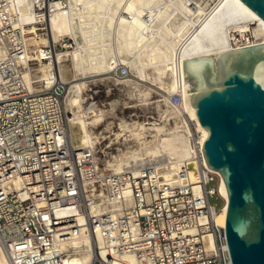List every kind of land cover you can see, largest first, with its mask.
I'll use <instances>...</instances> for the list:
<instances>
[{
  "label": "built area",
  "instance_id": "built-area-1",
  "mask_svg": "<svg viewBox=\"0 0 264 264\" xmlns=\"http://www.w3.org/2000/svg\"><path fill=\"white\" fill-rule=\"evenodd\" d=\"M64 1L0 0L1 264H65L76 252L55 245L79 234L101 238L88 264H131L128 256L135 264H233L225 226L218 222L225 203L220 175L205 161L206 139L198 119L186 111L185 103L192 104L182 90L170 97L188 130L191 157L177 167L172 159L147 158L117 172L108 167L103 131L97 148L74 144L70 127L79 118L77 108L68 111L65 106L70 83L58 79L49 89H32L27 11L44 18L52 4L61 7ZM40 24L46 27L45 19ZM62 41L75 43L70 37ZM67 48L59 42L48 50L56 54ZM97 97H85L80 118L87 120L105 106V99ZM14 179L20 180V189H5ZM88 182L103 189L104 196L87 198ZM216 197L223 200L219 209L211 202ZM101 199L116 201L121 209L92 212ZM69 206L83 215L84 225H76L75 216L56 214Z\"/></svg>",
  "mask_w": 264,
  "mask_h": 264
},
{
  "label": "bare ground",
  "instance_id": "bare-ground-1",
  "mask_svg": "<svg viewBox=\"0 0 264 264\" xmlns=\"http://www.w3.org/2000/svg\"><path fill=\"white\" fill-rule=\"evenodd\" d=\"M51 6L53 11L48 13L46 10L44 18L40 13L27 11L24 32L31 73L29 80H32L30 84L36 92L49 89L58 79L70 83L65 106L68 111L77 108L75 115L79 119L70 127V134L78 149L97 148L100 136L95 129L115 108L116 103H112L110 109L100 108L87 120L80 118V111L86 105L85 95L98 81L113 79L129 86L139 95V101L146 104L153 98V93L161 95L156 107L163 122L148 123L147 126L121 121L123 133H115L116 139L128 133L124 142L135 140L138 148L114 156L113 161L108 160V167L117 172L145 156L175 160V167L191 157L188 130L178 109L171 104L170 96L182 90L187 101V98L191 100L190 94L196 95L203 90L187 92L191 86L183 80L181 61L215 55L217 73V58L222 53L264 43L261 18L241 0H218L210 11L202 0H67L64 6L60 7L59 3ZM40 19H45L46 27L40 24ZM252 25H255L253 29ZM251 30L253 33L248 34ZM232 31L238 32L241 38ZM66 36L72 38L77 47L71 51L50 53L49 45L52 47L60 42L69 47L68 42L61 39ZM132 71H135L137 80L129 78ZM147 81L156 85L157 90L143 84ZM179 84L183 85L182 89ZM185 105L186 111L199 121L197 109L187 102ZM200 126L205 140L209 131L201 123ZM148 130L151 139L146 134ZM191 167L194 176L196 164L192 162ZM218 174L219 191L225 200L218 222L226 226L228 199L222 193V176ZM3 186L19 190L20 180L14 179ZM84 189L87 198L104 196V190L94 182L86 183ZM120 209L116 201L101 199L92 207V212L110 213ZM56 214L59 217L75 216L76 225L85 224V218L73 206L57 209ZM100 241L99 235L94 238L79 234L56 243L55 247L76 252L66 258L65 264H88ZM126 259L131 264L136 263L132 256Z\"/></svg>",
  "mask_w": 264,
  "mask_h": 264
},
{
  "label": "water",
  "instance_id": "water-1",
  "mask_svg": "<svg viewBox=\"0 0 264 264\" xmlns=\"http://www.w3.org/2000/svg\"><path fill=\"white\" fill-rule=\"evenodd\" d=\"M264 24V0H241ZM66 4V1L63 3ZM181 61L207 165L222 176L233 264H264V43Z\"/></svg>",
  "mask_w": 264,
  "mask_h": 264
},
{
  "label": "rangeland",
  "instance_id": "rangeland-1",
  "mask_svg": "<svg viewBox=\"0 0 264 264\" xmlns=\"http://www.w3.org/2000/svg\"><path fill=\"white\" fill-rule=\"evenodd\" d=\"M213 1L212 0H202V2L207 5V11H210V9H212V7H214L216 5V2H218V0H213ZM214 3H215V5H214ZM254 27H255V25H252V29ZM231 33L235 34L241 38V36L239 35L238 32L232 31ZM251 33H253L252 30L248 34H251ZM68 37L69 36H66L63 38L67 39ZM63 38H61V39H63ZM206 40H209V38H207ZM68 46L69 47L67 49H61V52L71 51L75 47H77V44L74 43V45H70L68 43ZM111 73L113 74V72H111ZM131 75L129 76V78H131V80H137V75H136L135 71H132ZM143 84L157 90L156 85H154L150 81L143 82ZM128 88H129V86H125L123 84H118L113 79H110L107 81H98L96 84L91 86V90L87 92V95H85V97L88 98V101H90L89 97H94V98H98L97 96L103 97L106 101L105 106L102 107L104 109H110L111 104L116 103L114 110L109 112V114L107 115L106 121L101 126H99L95 129V131L97 133H99L100 131L104 132L103 135H105V141L103 142V140H102V142H103V145L106 144L109 147V150H110L109 151L110 152L109 161H111V160L113 161L114 156L120 155L121 153L126 152L128 150H134V149H136V147L138 148V144L135 140L130 139V140L124 142V138L128 135V133L125 134V136L123 134L118 139H116L115 133H117V132L123 133L121 128H120V123L122 120H125L128 123L138 122V123H143L146 125L148 123L151 124L154 122L155 123L163 122V120L160 117L161 114L159 113V110L156 107L157 106L156 101L159 99H162L160 94L153 93V98L149 101V103L146 104V103H142V101L140 102L139 97H138L139 95L135 94L136 92H134L130 88H129L130 89L129 90ZM132 92H134V93H132ZM94 93H96L97 96ZM127 93L128 94L130 93L131 95H133V97L130 94L127 95ZM163 106L164 105H162V107ZM163 108H165V106ZM106 127H108V129L105 130ZM149 133L151 134L150 130H148L146 134L148 136V139H151L150 138L151 135ZM152 133H154V132H152ZM147 158H149V157L145 156L142 160H139L138 162H132L129 165H127V167L132 165V164H137L141 161H144ZM160 158H162V157H160ZM154 159H156V158H154ZM153 161H155V160H153ZM211 202H212V204L216 205V207L218 209L223 205V200L220 199L219 197L213 198L211 200Z\"/></svg>",
  "mask_w": 264,
  "mask_h": 264
}]
</instances>
